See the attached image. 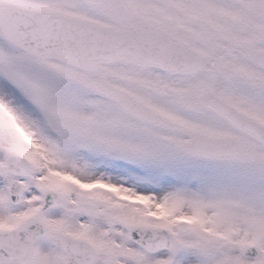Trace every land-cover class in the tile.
<instances>
[{
    "label": "rangeland",
    "instance_id": "374dc122",
    "mask_svg": "<svg viewBox=\"0 0 264 264\" xmlns=\"http://www.w3.org/2000/svg\"><path fill=\"white\" fill-rule=\"evenodd\" d=\"M6 1L54 9L107 26L129 24L134 21L153 24L175 36H182L186 43L200 54L204 68L196 74H170L156 68H140L114 62L96 65L91 70H81L55 59L30 56L10 43L0 31V38L3 41L28 63L39 67L36 69L30 66L34 72L20 67L16 68L18 75L25 80L31 79L38 83L39 78L43 80L41 77H44V72L56 74L75 85L79 100L84 97L88 99V101L77 103L76 108H73L71 121L67 122L68 117L62 122V124L68 123L73 124V127L76 126L74 131L79 133L77 135L85 141L84 144L76 146L77 160L88 164L85 159L87 160L86 157L90 154V150L97 145L101 151L103 145L110 153L111 158L108 165L100 161L98 163L92 150L89 156L91 160H89L92 163L95 162L92 167L94 169L86 165L83 169L102 172L105 170L111 175L110 177H120L119 179L128 184V190L133 195L130 204L127 200H123L117 209H111L110 204L115 201L116 197L114 192H107L102 186L88 189L73 186L70 189L78 191V196L74 199L66 194L68 180L65 178L62 182H58L54 189H50L59 198L48 213L60 212L62 214L63 212L61 222L52 226L46 224L45 212L40 209V202L42 194L50 190L39 187L33 201L28 205L30 211L25 207H20L17 212L16 210L11 211L12 222L0 223V230H8L15 237L18 225L27 218L38 217L45 223L49 232L46 237L37 241L32 264H39V252L44 246H47L54 256L56 255L55 264H64L66 253L60 243L63 236L88 242L95 249L93 264H144L146 259L132 263L130 260L132 258H129L128 253L112 254V251L102 243L101 238L96 241L91 238L92 230L80 232L76 229L71 223V218L74 215L83 214L90 219L98 218L102 223L110 225L117 231L122 230L127 242L130 241L127 231L130 226L168 229L177 238L179 250L176 255L168 251L170 259L165 262L158 261L155 264H176L179 257L189 258L194 248L192 249L191 244L183 240L192 234V226L195 225L191 218L193 215L186 214L190 225L177 223L178 216L182 217V212L179 210L183 203L182 197H177L172 201L173 207L171 208L177 209L176 213L165 212V208L158 206L163 205V197L159 204L153 192L166 186L164 184L166 182L161 181L154 184L152 180L166 174L169 169L167 162L161 161L165 159L167 152L171 156L177 155L189 159L192 164L204 169L207 174L209 170L225 168L245 171L255 169L264 172V146L234 129L226 120L223 121L217 117L205 105L207 94H213L220 100L231 104L241 113L264 124V110H261V114L258 109L242 106L231 97V92L238 84L251 86L256 93L264 95V68L258 60L260 53L264 51V0H219L224 3L219 5L213 4L210 0H103L97 4H88L82 0ZM216 8L221 10L218 12L228 15V19L221 16L223 13H218ZM119 18H122V23L118 22ZM233 18L237 19L236 22ZM244 22L247 24L245 25ZM177 24L181 25L180 34L175 33ZM239 62L255 67L260 77L254 76V73L249 75L243 71L242 67H237ZM91 78H97L127 92L138 102L154 110L155 120L146 122L131 115L114 100L89 87L87 82ZM200 79L210 84L209 92L199 93L197 91L196 86ZM48 87L50 85L44 81L43 91L46 92ZM29 88L32 87L29 86ZM191 123L196 125H191ZM198 135L236 137L242 140L243 152L237 160L219 161L196 157L192 155L191 147L194 138ZM34 145L29 140H23L17 142L11 149L0 143L2 160L8 152L20 154L28 160L30 171L27 176L12 175L13 179H18L25 184L26 191L29 186L25 183V179H28L27 182L29 179L31 181L40 180L41 172H47L49 169L39 165L43 162L42 159L36 161L37 154L34 152L37 148ZM84 153L86 157L82 155ZM154 155L162 157L156 160ZM3 163L0 165L3 166ZM175 166L170 168L176 178L189 180L192 177L190 186L198 188L197 184L202 181L200 174L191 173V169L188 167L186 169L182 165L176 164ZM49 172L52 173L50 169ZM207 174H203L204 178L210 177ZM65 176L67 177V174L57 173V178H60L58 181ZM10 177V174L1 170L0 186L4 187L8 199L7 183ZM141 191L146 192L141 193ZM21 203H12V205L17 206ZM233 206L240 208L241 203L237 202ZM101 210L106 214V218L104 214L98 213ZM118 215L127 217L128 220H118ZM109 218H116L117 221L110 223ZM109 237L112 239L113 235ZM248 245L256 248L257 252L254 256L244 254L243 250ZM202 248L204 250L205 246ZM141 253L150 254L143 248ZM241 254L251 257L253 264H258L260 251L254 243L244 244ZM0 264L15 263L5 262L0 256Z\"/></svg>",
    "mask_w": 264,
    "mask_h": 264
},
{
    "label": "bare ground",
    "instance_id": "6f19581e",
    "mask_svg": "<svg viewBox=\"0 0 264 264\" xmlns=\"http://www.w3.org/2000/svg\"><path fill=\"white\" fill-rule=\"evenodd\" d=\"M210 2L218 5L224 4L219 0H210ZM216 9L217 12L221 11L219 8ZM48 10L66 14L54 9L48 8ZM218 13H223L221 16L225 19L229 17L224 12ZM236 20V18H233L234 22ZM26 62L24 58L0 38V143L12 149L17 142L23 140L33 142L37 148V151L34 152L37 154L35 156L36 161L42 159L43 162L39 163V165L49 168L52 173L48 169L47 172H41L40 180L33 179L31 181L29 179L27 182L26 180L28 179H25V183L29 188L23 201H21L22 203L20 202L21 204L17 206L12 205V201L5 195L4 187L0 186V223L12 222L13 214L11 211L16 210L17 212L20 207H25V209L30 211L28 205L33 201L39 187L49 190L54 189L58 182H62V179L65 178L68 180L66 194L74 199L77 198L78 191L71 190L70 188L73 186L80 187L79 189L102 186L107 192H114L116 195L115 201L110 204L111 209H117L123 200H127L128 204H130L133 200V195L128 190V184L119 179L120 177H110L111 175L105 170L102 172L100 170L85 171L83 169L84 165L94 169L92 167L95 162L92 163L89 158L92 150L96 161L105 163L104 165H108L111 158L110 153L106 151L103 145L101 147L102 150L99 151L100 149L96 145L90 150V154H87V157L86 153L82 154L87 158L85 161L88 164L77 160L76 146L84 144L85 141L77 135L79 133L74 131L76 126L73 127V124L68 123L62 124L68 117L67 122L71 121L73 108H76L77 103L88 101V99L84 97L79 100L75 85L56 74L44 72V77H41L43 80L39 78L38 83L31 79L25 80L17 74L16 68L27 69L29 72H34L31 67L39 69L37 65ZM121 63L134 65L133 63ZM239 64L237 63V67H242L243 71L249 75L254 73V76L260 77L259 71L255 67L247 66L242 62H239ZM44 81L50 85L46 92L43 91ZM29 86L32 88H29ZM234 88L231 92V97L242 106L256 108L260 113L261 110H264L263 94L256 93L251 86L238 84ZM216 115L223 121L227 120L218 114ZM192 124L196 125L195 123ZM169 154L167 152L165 159H161V161H166L168 164L169 169H167L166 174L164 173L162 176L152 180L154 184L164 181L166 186L154 190L153 194L156 195L159 204L162 202L163 197V205L158 206L165 208V212L168 213H176L177 209L171 208L173 207L172 201L176 200L177 197H182L183 203L179 209L182 212V217L178 216L177 223L190 225L191 223L186 219V214L193 215L191 218L195 223V225H191L192 234L183 240L189 242L194 251L189 258L179 257L175 263L253 264V260L249 257L251 255L243 256L241 249L244 244L254 243L260 251L258 264H264V172L255 169L245 171L236 168H225L223 170H209L207 174L204 169L197 167L194 163L192 164L189 159ZM154 157L156 159L162 156L154 155ZM112 162L114 163L113 160ZM0 163H3L1 155ZM176 164L185 166L186 169L192 170L191 173L197 172L202 176V181L197 184L198 188L193 185L190 186L192 177L189 180H180L172 174L173 170L170 167H176ZM57 173L67 174V177L65 176L61 178V181H58L60 178H57ZM203 174H207L210 177L204 178ZM22 184L25 186L24 183ZM52 193L57 196L54 191ZM44 199L45 196L41 201L43 202ZM237 202L241 203L240 208L233 206ZM55 205L56 203L45 211L44 219L49 226L61 222V215H64L63 212L62 214L60 212L48 213ZM98 213L104 214V218L107 217L102 210L98 211ZM97 219L87 218L84 214L74 215L71 218V223L80 232L92 230L91 238L95 241L101 238L102 243L112 251V254L128 253L130 255L129 258H132L130 259L132 263L135 261L138 263L139 260L143 261V259H146L144 264H155V262H165L170 259L167 250H147L140 242L130 236V241L127 242L122 230L117 231ZM117 219L128 220L127 217L119 215ZM117 219L109 218L108 221L114 223ZM172 227L171 230H173ZM109 235H113L112 239H110ZM202 246H205L204 250H202ZM142 248L150 252V254H142ZM39 255V264H55L56 255L54 256L47 246L41 248ZM12 263L18 264L16 261Z\"/></svg>",
    "mask_w": 264,
    "mask_h": 264
},
{
    "label": "water",
    "instance_id": "95a60500",
    "mask_svg": "<svg viewBox=\"0 0 264 264\" xmlns=\"http://www.w3.org/2000/svg\"><path fill=\"white\" fill-rule=\"evenodd\" d=\"M98 3L100 0H83ZM0 30L14 45L30 55L55 58L64 63L90 70L98 63L114 62L145 67L153 66L168 72L194 73L201 68L196 53L182 41L172 38L161 29L142 22L126 26L108 27L95 22L58 13L43 8L0 1ZM264 67V53L260 56ZM88 85L102 95L111 97L128 112L145 121H153L155 113L144 107L120 89L111 87L98 79H90ZM200 91L207 84L200 82ZM206 104L219 114L228 118L239 130L251 135L264 145V126L257 121L242 116L214 97ZM241 151L240 140L226 137L222 139L197 136L193 142L192 153L209 159H236ZM6 171L11 174L26 175L28 163L20 155L5 154ZM1 169V168H0ZM8 194L13 202H19L24 195V187L13 179L9 181ZM58 197L48 192L42 209L53 206ZM42 222L36 218L22 222L16 240L8 231L0 232V253L8 261L31 264L36 239L46 234ZM128 232L147 250L168 248L173 253L178 250L174 236L164 229H148L131 226ZM62 245L69 253L65 264H90L93 250L84 243L64 239ZM244 253L254 255L256 250L249 246Z\"/></svg>",
    "mask_w": 264,
    "mask_h": 264
},
{
    "label": "flooded vegetation",
    "instance_id": "af4514ba",
    "mask_svg": "<svg viewBox=\"0 0 264 264\" xmlns=\"http://www.w3.org/2000/svg\"><path fill=\"white\" fill-rule=\"evenodd\" d=\"M181 25H176V28H175V33L176 34H180L181 33ZM172 36H174V37H177V38H179V39H182V40H184L185 41V39L182 37V36H180V35H178V36H175V34L173 35L172 34ZM186 42V41H185ZM220 54H222L223 55V53H220ZM213 62V60L211 61V63Z\"/></svg>",
    "mask_w": 264,
    "mask_h": 264
}]
</instances>
